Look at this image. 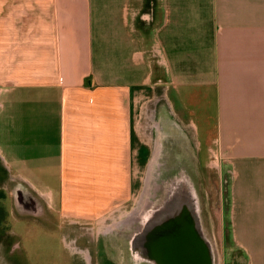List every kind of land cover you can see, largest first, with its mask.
Instances as JSON below:
<instances>
[{
	"label": "crops",
	"instance_id": "crops-1",
	"mask_svg": "<svg viewBox=\"0 0 264 264\" xmlns=\"http://www.w3.org/2000/svg\"><path fill=\"white\" fill-rule=\"evenodd\" d=\"M150 103L179 166L192 151L226 168L232 239L264 264V0H0V190L13 199L110 215L150 161Z\"/></svg>",
	"mask_w": 264,
	"mask_h": 264
},
{
	"label": "rangeland",
	"instance_id": "rangeland-1",
	"mask_svg": "<svg viewBox=\"0 0 264 264\" xmlns=\"http://www.w3.org/2000/svg\"><path fill=\"white\" fill-rule=\"evenodd\" d=\"M162 92L160 88L155 90L156 96H161ZM144 106L146 112L141 114L138 122L139 144L146 148L150 161L149 158V162L140 161L136 168L132 199L118 205L108 216L81 221L51 210L49 200L32 199L29 193L24 198L19 192L21 198L18 201L13 199L10 191L0 190V226L3 225L0 227V264H90L91 260L92 264H144L132 252L130 236L142 221L141 215L161 197L165 187L174 176L181 174V170L195 187L202 229L211 242L215 264H246L243 251L232 239L226 168L208 167L201 159L200 162L195 160L197 152L185 151V163L189 164L184 166L186 168L165 164V168L154 166L151 170L156 144L159 143L160 148L171 145L167 140L170 121L160 117L161 104ZM162 151L155 164L162 160ZM15 204L19 213L14 210ZM42 210L49 214L38 215ZM87 257L89 261L85 259Z\"/></svg>",
	"mask_w": 264,
	"mask_h": 264
},
{
	"label": "water",
	"instance_id": "water-1",
	"mask_svg": "<svg viewBox=\"0 0 264 264\" xmlns=\"http://www.w3.org/2000/svg\"><path fill=\"white\" fill-rule=\"evenodd\" d=\"M156 199L131 235L136 258L148 264H215L211 242L202 229L195 187L184 170Z\"/></svg>",
	"mask_w": 264,
	"mask_h": 264
},
{
	"label": "bare ground",
	"instance_id": "bare-ground-1",
	"mask_svg": "<svg viewBox=\"0 0 264 264\" xmlns=\"http://www.w3.org/2000/svg\"><path fill=\"white\" fill-rule=\"evenodd\" d=\"M174 130L172 129V132H173ZM162 149L164 150V151H162ZM169 150L170 151H172V153L171 154H169L168 152H169ZM155 152H154V156H153V159H152V161H151V163H150V168H151V170H152V168L154 167V166H165V164L166 165H168L169 167H178L179 166V163L181 162L180 161V153H179V151L177 152V151H175V146L174 147H172L171 145H168L167 144V146H165L164 148L162 147V148H160V144L158 143V144H156V146H155V150H154ZM160 151H162L161 153H163L162 154V156H159V157H162V158H160V163H157V164H155V161L158 159L157 157H158V155H159V152ZM185 159V158H184ZM186 162V159L184 160V163ZM165 168V167H164ZM152 182V181H151ZM152 187V186H151ZM153 188V187H152ZM150 194V191H149V193L147 194V195H149ZM137 218H135V220H136ZM132 220H134V218H132ZM134 220V221H135ZM140 223V222H139ZM131 226H132V224H130V226H129V229H131ZM136 228H137V225H136ZM134 230H136V229H134ZM132 233V232H131ZM130 238H131V236H130ZM134 260V259H133ZM135 261H133V263H134ZM124 263V262H123ZM144 264H148V263H144Z\"/></svg>",
	"mask_w": 264,
	"mask_h": 264
},
{
	"label": "flooded vegetation",
	"instance_id": "flooded-vegetation-1",
	"mask_svg": "<svg viewBox=\"0 0 264 264\" xmlns=\"http://www.w3.org/2000/svg\"><path fill=\"white\" fill-rule=\"evenodd\" d=\"M69 248H73V247L72 246H69ZM85 259H87V261H89V257H87ZM90 264H92V260H91Z\"/></svg>",
	"mask_w": 264,
	"mask_h": 264
}]
</instances>
